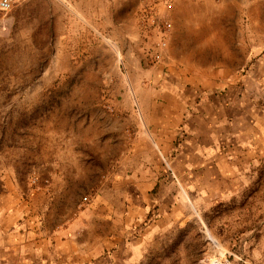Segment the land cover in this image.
Wrapping results in <instances>:
<instances>
[{"label": "rangeland", "instance_id": "1", "mask_svg": "<svg viewBox=\"0 0 264 264\" xmlns=\"http://www.w3.org/2000/svg\"><path fill=\"white\" fill-rule=\"evenodd\" d=\"M200 37L229 46L215 56L234 98L260 60L264 83V0L0 11L1 264L22 226V255L40 240L43 264H264V165L217 160L228 87L212 86Z\"/></svg>", "mask_w": 264, "mask_h": 264}, {"label": "crops", "instance_id": "2", "mask_svg": "<svg viewBox=\"0 0 264 264\" xmlns=\"http://www.w3.org/2000/svg\"><path fill=\"white\" fill-rule=\"evenodd\" d=\"M206 29V28H205ZM212 37L210 38H195L191 44L198 45L202 47V49L207 53V47H209L208 55H214L212 57H208L205 61H208L211 64V72L213 73V80L211 81L212 86H222L226 85L227 95H225V103L227 107V112H225L224 116L221 117L217 114L215 118V125L213 128L211 127V131L215 135H220L224 131H222V127L225 126L227 135V143H225V157L220 158L217 156V160L221 162H226L227 166L230 165H243L248 168L254 166H263L264 165V83L259 81L255 76L256 71L260 66V61L258 64L249 65L247 67V71L245 75L241 76V78L237 81H240V86L242 87V96L238 100L234 98V85L237 82H234L236 76L232 74V62L226 64L223 68L218 69V58H216V54H221L224 52H229V46H226L223 42L216 43L213 46ZM211 45V46H210ZM225 45V46H224ZM213 47L214 49H212ZM219 47H223L224 49H218ZM219 50V51H218ZM264 61V59L262 60ZM243 71V69L241 70ZM255 71V72H254ZM212 76V75H211ZM192 81V80H191ZM197 82V79L194 80ZM259 81V82H257ZM217 82L219 84H217ZM198 83V82H197ZM202 83V82H201ZM261 88V89H260ZM185 100V97H184ZM183 100V101H184ZM236 100V101H235ZM187 102V101H186ZM201 106V103L198 104V108ZM229 129V130H228ZM231 130V131H230ZM219 145V144H216ZM219 150V148L217 149ZM221 150H219L218 153ZM244 161V162H243ZM221 164V163H220ZM229 164V165H228ZM243 174V173H242ZM14 224H19V218L13 220ZM18 229L20 228L19 226ZM22 231L17 230L14 232V237H21L17 241H11L7 247V249L11 250L13 254V259L15 264H43L42 258V247L41 241H35V254L33 261H27L25 257L22 255L25 253L26 248V235H25V226H22ZM2 237L0 234V248H2ZM21 249V253L19 252ZM1 257V256H0ZM2 258V257H1ZM0 258V264L3 262Z\"/></svg>", "mask_w": 264, "mask_h": 264}, {"label": "built area", "instance_id": "3", "mask_svg": "<svg viewBox=\"0 0 264 264\" xmlns=\"http://www.w3.org/2000/svg\"><path fill=\"white\" fill-rule=\"evenodd\" d=\"M14 4V0H0V11H9Z\"/></svg>", "mask_w": 264, "mask_h": 264}]
</instances>
